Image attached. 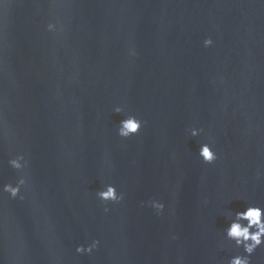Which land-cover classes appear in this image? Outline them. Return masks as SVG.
I'll list each match as a JSON object with an SVG mask.
<instances>
[{
    "label": "water",
    "instance_id": "obj_1",
    "mask_svg": "<svg viewBox=\"0 0 264 264\" xmlns=\"http://www.w3.org/2000/svg\"><path fill=\"white\" fill-rule=\"evenodd\" d=\"M17 154L0 264H228L229 214L264 207V0H0V185Z\"/></svg>",
    "mask_w": 264,
    "mask_h": 264
},
{
    "label": "clouds",
    "instance_id": "obj_2",
    "mask_svg": "<svg viewBox=\"0 0 264 264\" xmlns=\"http://www.w3.org/2000/svg\"><path fill=\"white\" fill-rule=\"evenodd\" d=\"M47 28L50 31H54L55 25L49 23ZM212 43L210 38H205L203 41L205 47L210 46ZM113 111L121 113L122 108L115 106ZM141 126L142 121L136 116L129 114L119 121L116 131L120 137L127 138L136 134ZM188 132L192 137H196L199 135L200 129L192 127ZM197 154L205 163L210 164L217 159V155L209 143H201ZM8 164L21 174L15 183H3L0 185V193H8L10 197L16 198L20 195L22 186L26 185L24 169L27 167V160L23 154H17L8 160ZM96 196L104 202H118L123 198L113 184H105L96 192ZM20 198L22 199L23 197L21 196ZM149 203L158 214L164 208V204L158 200H152ZM229 216L230 219L224 228L225 237L233 242L237 248L242 249V253L231 256L228 259V264H251V256L254 251L264 245V207L248 204L243 210H237L234 213H230ZM98 243L99 241L92 240L87 245H77L75 251L77 253H91Z\"/></svg>",
    "mask_w": 264,
    "mask_h": 264
}]
</instances>
